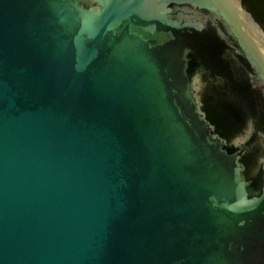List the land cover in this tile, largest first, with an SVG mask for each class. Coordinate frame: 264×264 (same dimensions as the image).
<instances>
[{
	"label": "water",
	"instance_id": "1",
	"mask_svg": "<svg viewBox=\"0 0 264 264\" xmlns=\"http://www.w3.org/2000/svg\"><path fill=\"white\" fill-rule=\"evenodd\" d=\"M0 264H264L242 0H0Z\"/></svg>",
	"mask_w": 264,
	"mask_h": 264
},
{
	"label": "trees",
	"instance_id": "2",
	"mask_svg": "<svg viewBox=\"0 0 264 264\" xmlns=\"http://www.w3.org/2000/svg\"><path fill=\"white\" fill-rule=\"evenodd\" d=\"M244 7L264 29V0H242Z\"/></svg>",
	"mask_w": 264,
	"mask_h": 264
}]
</instances>
